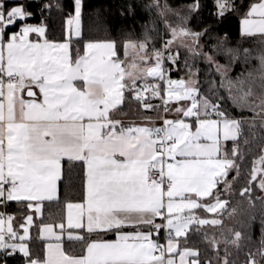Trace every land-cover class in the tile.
Segmentation results:
<instances>
[{
  "label": "snow or ice",
  "instance_id": "1",
  "mask_svg": "<svg viewBox=\"0 0 264 264\" xmlns=\"http://www.w3.org/2000/svg\"><path fill=\"white\" fill-rule=\"evenodd\" d=\"M68 3L65 13V0H0V264H264V238L245 245L257 219L264 237V196L254 195L264 193V52L257 84L252 72L232 79L216 59L247 61L249 49L202 43L239 14L241 36L264 44V0H211L207 20L203 0H191L185 56L166 36L131 84L116 41L84 39L85 2ZM54 11L65 16L61 40L48 34ZM125 90L146 113L162 108L159 126L147 115L143 124L114 118ZM77 168L81 195L62 199ZM238 181L252 214L225 232V197ZM13 203L26 214L9 212Z\"/></svg>",
  "mask_w": 264,
  "mask_h": 264
},
{
  "label": "trees",
  "instance_id": "2",
  "mask_svg": "<svg viewBox=\"0 0 264 264\" xmlns=\"http://www.w3.org/2000/svg\"><path fill=\"white\" fill-rule=\"evenodd\" d=\"M41 2H47V0H41ZM85 9L83 15V36L86 40H114L118 45V58L119 60H125L127 45L130 43H144L148 52H155L154 49H160L166 36H172L177 46L181 47V57L185 56V50L183 48H190L186 46L181 39L178 38V32L187 26L188 12L186 6L191 3V0H84ZM250 2V0H245ZM204 9L201 13L203 19H209V12L212 10L211 0H203ZM131 6L132 11H129ZM35 8V5L33 6ZM70 10V4L68 0H65L64 12L67 13ZM39 13L33 18L31 22L39 23ZM46 23L49 29V36L55 40H61L65 32V16L57 12H52ZM198 20L192 19L190 27L197 28ZM213 31L209 37H205L202 41L208 48L216 45L218 40H223L226 47L243 49L247 48L252 53L247 61L240 59L234 64L229 65V59L224 54L216 55V59L221 65L229 67V76L235 79L241 74L247 75L248 72L253 73V79L258 84L260 71L259 56L261 52H264V44L261 42L259 36L244 37L241 36V19L239 14L230 16L226 22L215 25L213 24ZM82 50V44L80 45ZM75 55V53H74ZM199 66L202 70L206 68L203 62H199ZM183 75V72L173 70L171 72L172 78H179ZM203 78V73H202ZM216 79H219L217 76ZM141 84V82H138ZM137 102L132 98V95L125 90V102L120 107L118 114L125 115L130 109V104ZM152 103L155 105H161L159 98L153 99ZM162 111L147 112L150 115H158ZM235 111V110H234ZM228 147H231L229 142ZM235 173L229 174V180ZM71 187H66L67 185ZM81 170L75 169L70 177H66L61 185V198L62 199H79L81 195ZM223 187V186H221ZM237 194L234 196H226L225 199L229 200V207L224 213V230L228 228L237 227L247 221L252 214V210L248 207L247 201H243L238 196V190L242 187V181H238L234 185ZM255 196H264V193L256 189ZM239 201V203H238ZM236 208V213L232 216H228V212L232 211V208ZM8 211L20 214L26 210L18 209V206L13 203ZM53 213L57 211L55 207L51 210ZM56 215L52 216L53 220L58 219ZM44 222H50L48 209H45ZM217 232L220 229L216 230ZM35 235V233H33ZM113 235L109 234L102 238H112ZM261 229L259 219L252 223L250 230V239L245 241V245L248 247L259 246L261 239ZM199 247L204 250V245L200 244ZM36 248L41 250L42 244H37ZM76 251L79 252L80 248L77 245ZM242 258V256H241ZM17 264V262H13Z\"/></svg>",
  "mask_w": 264,
  "mask_h": 264
},
{
  "label": "rangeland",
  "instance_id": "3",
  "mask_svg": "<svg viewBox=\"0 0 264 264\" xmlns=\"http://www.w3.org/2000/svg\"><path fill=\"white\" fill-rule=\"evenodd\" d=\"M178 38L186 46H192L191 38L181 34V30L178 32ZM174 42L173 47H176ZM155 56V52H148L144 43H130L127 45L125 56V67L127 69L128 77L133 80H139L146 76L148 69L151 67V58ZM148 61V62H146ZM150 83L154 81L152 78H148ZM143 83L142 81H138Z\"/></svg>",
  "mask_w": 264,
  "mask_h": 264
},
{
  "label": "crops",
  "instance_id": "4",
  "mask_svg": "<svg viewBox=\"0 0 264 264\" xmlns=\"http://www.w3.org/2000/svg\"><path fill=\"white\" fill-rule=\"evenodd\" d=\"M119 61L122 64L123 69H124V80L127 83L131 84L135 80L128 77L127 69L125 67V60H119ZM36 91L38 92V89ZM122 105H120L119 107H121ZM146 115L152 117L155 120L156 125L159 126L161 121L158 117L164 115V113H163V111H161L160 114H158V115H150L141 109L140 104L138 102H134V103L130 104V109H129L127 114H125V115L114 114V118L121 120L125 124H130V123L143 124V123H146V121L144 120V117ZM169 118H171V116H169ZM114 238L115 237L113 236L112 238H103V239L112 240Z\"/></svg>",
  "mask_w": 264,
  "mask_h": 264
},
{
  "label": "built area",
  "instance_id": "5",
  "mask_svg": "<svg viewBox=\"0 0 264 264\" xmlns=\"http://www.w3.org/2000/svg\"><path fill=\"white\" fill-rule=\"evenodd\" d=\"M8 210V209H7ZM10 212V211H9Z\"/></svg>",
  "mask_w": 264,
  "mask_h": 264
}]
</instances>
